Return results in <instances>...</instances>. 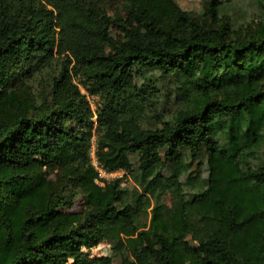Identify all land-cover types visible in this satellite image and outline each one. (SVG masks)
I'll use <instances>...</instances> for the list:
<instances>
[{
	"label": "trees",
	"instance_id": "16d2710c",
	"mask_svg": "<svg viewBox=\"0 0 264 264\" xmlns=\"http://www.w3.org/2000/svg\"><path fill=\"white\" fill-rule=\"evenodd\" d=\"M96 1L0 0V264H95L102 221L136 232L131 264H264V0L244 30L218 0L201 17L173 0L110 17ZM151 72L175 84L172 117ZM92 140L132 187L94 182Z\"/></svg>",
	"mask_w": 264,
	"mask_h": 264
},
{
	"label": "rangeland",
	"instance_id": "374dc122",
	"mask_svg": "<svg viewBox=\"0 0 264 264\" xmlns=\"http://www.w3.org/2000/svg\"><path fill=\"white\" fill-rule=\"evenodd\" d=\"M177 6L189 12L195 17L206 16L208 11L209 0H173ZM221 3L222 9L220 13L224 19L229 20L232 23V27L236 30L249 29L252 27L257 4L254 0H218ZM110 17H123L125 14L126 0H100L96 1ZM112 36H116L115 29L110 31ZM54 67L48 71L40 73L34 82L32 83V90L34 94H46L47 84L50 81V77L54 74ZM146 79L157 87L159 91L160 106L166 109V115L172 117L179 110L183 109L184 105L179 98L175 96V84L170 82L168 77H161L158 72H151L146 74ZM76 82V80H75ZM143 82L141 78H136V84L139 86ZM79 88L83 94H85L87 101L89 102L92 110L95 109L98 98L89 96L84 89ZM95 118H93L94 121ZM93 141V140H92ZM256 161L264 162V142L255 151ZM184 163H189V158L185 155L182 156ZM92 161V159H91ZM204 159L200 165L196 166L194 162L190 165V171L198 170L203 173L205 169ZM115 179H120L122 186L132 187L133 184L129 178L124 175L116 176ZM190 191V190H186ZM174 202L173 196L167 194L163 197L164 208L169 210L172 208ZM75 212H80L82 207L79 206V198L75 197L72 209ZM96 227L101 235L100 242L85 250L88 257L94 260L95 264H131L133 260L131 256V248L139 249V243L137 241L136 232L131 228L124 226L120 223L111 222H97ZM194 244L193 242H190ZM70 264V262L68 263Z\"/></svg>",
	"mask_w": 264,
	"mask_h": 264
},
{
	"label": "built area",
	"instance_id": "2783aa9c",
	"mask_svg": "<svg viewBox=\"0 0 264 264\" xmlns=\"http://www.w3.org/2000/svg\"><path fill=\"white\" fill-rule=\"evenodd\" d=\"M90 156L92 159V165L94 166V169L97 172V177L94 179L95 183L102 184L103 181H110L112 179H115L114 177L116 176H120V175L125 176L124 171L117 170L113 172H108L98 165L96 158H95L93 141H92V148H91Z\"/></svg>",
	"mask_w": 264,
	"mask_h": 264
}]
</instances>
